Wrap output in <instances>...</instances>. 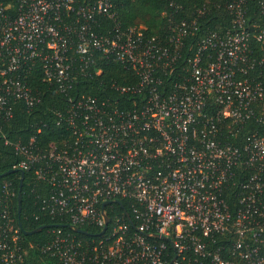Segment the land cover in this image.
I'll return each instance as SVG.
<instances>
[{
    "label": "built area",
    "instance_id": "obj_1",
    "mask_svg": "<svg viewBox=\"0 0 264 264\" xmlns=\"http://www.w3.org/2000/svg\"><path fill=\"white\" fill-rule=\"evenodd\" d=\"M225 7L222 31L179 20L148 36L121 30L109 0L0 5V142L31 185L34 220L67 227L36 245L46 264H264V136L232 143L245 123L264 127V80L252 76L264 58L248 57L250 39L264 42V5L261 25L248 24L243 0ZM105 60L126 82L73 92ZM34 74L62 97L45 120ZM16 110L33 117L28 137L10 141ZM52 128L62 137L43 141ZM15 200L4 180L0 264L25 254Z\"/></svg>",
    "mask_w": 264,
    "mask_h": 264
},
{
    "label": "trees",
    "instance_id": "obj_2",
    "mask_svg": "<svg viewBox=\"0 0 264 264\" xmlns=\"http://www.w3.org/2000/svg\"><path fill=\"white\" fill-rule=\"evenodd\" d=\"M112 4V9L115 13L116 22L121 30L129 26H143L146 35H159L166 27L169 21L179 20H195L200 30L222 31L229 27L230 14L226 10V5L230 0H109ZM13 0H0V5L5 6L12 4ZM260 4L264 5V0H243V8L245 10V17L248 24L261 25ZM102 28L107 25L112 26V22L103 20ZM262 22V21H261ZM100 31V30H98ZM188 42H192L189 40ZM188 54H184V58ZM249 58L260 60L264 58V42H256L254 39L249 40ZM101 72L96 79L80 80L75 85L73 92L85 93L90 96L97 95V83H108L115 81L119 84H124L125 77H128V72L122 70L119 64L108 61H103L100 65ZM257 72H261V78L264 80V66L259 69L255 68L252 76L256 77ZM35 75V76H34ZM29 75L28 84L31 88L41 91L42 107L39 110V117L45 120L44 107L49 104L59 106L61 96L53 94L49 89L39 80L37 74ZM260 78V77H259ZM33 117V116H32ZM31 115H26L22 110L14 112V119L10 123L8 131L9 140L16 138L26 139L29 135L27 123L31 120ZM256 132L257 135L264 136V127L255 124L252 121L245 123L237 132L232 143L236 144L246 134ZM43 141L59 140L62 135L56 129L42 130ZM17 157L13 155L10 147L3 146L0 142V174L12 170ZM4 180H11L15 193L17 194L18 175L16 173H9L0 178V184ZM31 185L26 179L23 180L20 189V214L19 223L21 229L19 230V238L21 246L25 254L23 260L19 264H46L45 259L36 251V245H39L47 240L49 229H42L38 233L31 235H24L23 231H31L41 226L58 225L62 231H67L66 223L63 221L49 220L48 218L38 217L34 220V214L37 212V206L30 191ZM16 202V200H15ZM14 203V202H13ZM16 210V204H14ZM84 231H88L83 229Z\"/></svg>",
    "mask_w": 264,
    "mask_h": 264
},
{
    "label": "water",
    "instance_id": "obj_3",
    "mask_svg": "<svg viewBox=\"0 0 264 264\" xmlns=\"http://www.w3.org/2000/svg\"><path fill=\"white\" fill-rule=\"evenodd\" d=\"M9 173H14V170H9V171H7V172H5V173L0 174V178L6 176V175L9 174ZM19 177H20V178H19V181H18V185H17V194H16V216H17V225H18V227L21 229V227H20V223H19L20 201H21L20 189H21V186H22V178H23V174H22L21 172H19ZM104 205H105V203L102 204V207H103ZM104 221L106 222V221H107V218L104 217ZM49 227H51V225H50V226H41V227H38V228H36V229H34V230H31V231H23V234H24V235H31V234H34V233H38V232L41 231L42 229H46V228H49ZM104 229H105V227L101 230L100 233H102V232L104 231ZM72 230H73L74 232H76V233H81V231L78 230V229H74V228H72Z\"/></svg>",
    "mask_w": 264,
    "mask_h": 264
}]
</instances>
